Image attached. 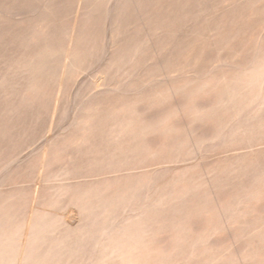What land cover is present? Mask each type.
Returning <instances> with one entry per match:
<instances>
[{
	"label": "rangeland",
	"instance_id": "rangeland-1",
	"mask_svg": "<svg viewBox=\"0 0 264 264\" xmlns=\"http://www.w3.org/2000/svg\"><path fill=\"white\" fill-rule=\"evenodd\" d=\"M263 171L264 0H0V264H264Z\"/></svg>",
	"mask_w": 264,
	"mask_h": 264
},
{
	"label": "bare ground",
	"instance_id": "bare-ground-1",
	"mask_svg": "<svg viewBox=\"0 0 264 264\" xmlns=\"http://www.w3.org/2000/svg\"><path fill=\"white\" fill-rule=\"evenodd\" d=\"M3 4V3H2ZM18 16V15H17ZM19 18V17H18ZM25 29V28H24ZM74 34V33H73ZM16 36V35H15ZM88 39V38H87ZM3 41V40H1ZM256 46V45H255ZM257 48V47H256ZM32 53V52H31ZM30 53V54H31ZM257 53V52H256ZM28 54L25 52V54L23 55V58H21V62H26L29 67H35V68H38L39 70L41 69H47L49 68V64H47V54H45L44 52L38 50V51H35L33 52L31 55ZM209 54V53H208ZM75 53L72 52V51H69L68 49L66 50V52L64 53V55L61 57L62 59V62H61V66H60V70H59V75L60 74H68V72L71 70L74 62H75ZM211 56V55H210ZM261 56V55H260ZM214 60V59H213ZM192 64V63H191ZM26 65V66H28ZM21 66V64H20ZM260 67V66H259ZM83 76V75H82ZM181 87V86H180ZM17 101V100H16ZM239 115V114H238ZM244 115V114H243ZM237 121V120H235ZM11 128V127H10ZM225 128V127H224ZM220 137V136H219ZM49 137L46 136L45 137V140H47ZM44 140V141H45ZM263 141V140H262ZM243 148V147H242ZM223 155V154H222ZM180 165V163H179ZM7 169V168H6ZM5 169V170H6ZM234 169V168H233ZM250 170V169H249ZM248 170V171H249ZM243 172V171H242ZM264 172V171H263ZM2 173V172H1ZM1 175V174H0ZM255 180V179H253ZM161 201V200H160ZM126 212V211H125ZM26 223H40V221H38V218L36 217V215L33 214V212H30L28 217H27V221ZM34 226H36L34 224ZM25 234H28L27 231H25ZM23 234V237H22V242L20 244V252L18 253L17 255V258H16V264H20L19 261H20V254L21 253H24V252H28L29 251V244L31 241H26L24 238L26 237V235ZM28 242V243H27ZM1 244L2 242L0 241V247H1ZM38 244V243H37ZM245 244V243H244ZM33 253V252H32ZM3 257V252H2V248H0V259Z\"/></svg>",
	"mask_w": 264,
	"mask_h": 264
}]
</instances>
